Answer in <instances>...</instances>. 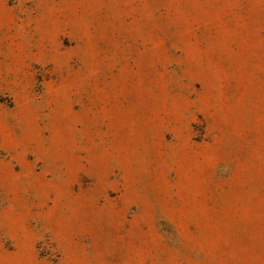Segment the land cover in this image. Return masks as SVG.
Masks as SVG:
<instances>
[{
  "label": "rangeland",
  "instance_id": "374dc122",
  "mask_svg": "<svg viewBox=\"0 0 264 264\" xmlns=\"http://www.w3.org/2000/svg\"><path fill=\"white\" fill-rule=\"evenodd\" d=\"M0 264H264V0H0Z\"/></svg>",
  "mask_w": 264,
  "mask_h": 264
}]
</instances>
